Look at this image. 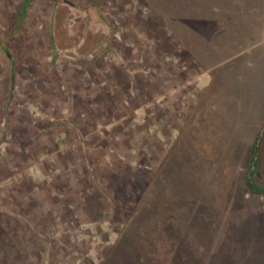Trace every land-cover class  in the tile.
<instances>
[{"label":"rangeland","instance_id":"374dc122","mask_svg":"<svg viewBox=\"0 0 264 264\" xmlns=\"http://www.w3.org/2000/svg\"><path fill=\"white\" fill-rule=\"evenodd\" d=\"M25 1L0 0V264H264V0Z\"/></svg>","mask_w":264,"mask_h":264},{"label":"trees","instance_id":"16d2710c","mask_svg":"<svg viewBox=\"0 0 264 264\" xmlns=\"http://www.w3.org/2000/svg\"><path fill=\"white\" fill-rule=\"evenodd\" d=\"M29 0H26L25 2H28ZM260 141H261V135H259L254 142L252 153H251V160H250V166L248 167V175L245 179V184L247 189L258 195L264 196V184L258 182L253 175L255 174L257 167H258V159H259V153H260ZM139 261V260H138Z\"/></svg>","mask_w":264,"mask_h":264},{"label":"crops","instance_id":"0c3cea01","mask_svg":"<svg viewBox=\"0 0 264 264\" xmlns=\"http://www.w3.org/2000/svg\"><path fill=\"white\" fill-rule=\"evenodd\" d=\"M252 8H253V6H252ZM223 24V25H222ZM238 24V22L237 23H235V26ZM223 26H225V27H223ZM221 27H222V30L224 29V30H226L227 31V34L228 33H231V34H233L234 33V27H233V22H232V19L231 20H229V21H224V20H222L221 21ZM238 29H239V24L237 25V29L235 30V33L234 34H236V32L238 31ZM215 36H217L216 38H219V34L217 33ZM238 37V36H237ZM260 103H262V102H260ZM259 135H261V133H258L257 135H256V137H255V139L259 136ZM255 142V141H254ZM264 142H263V140H262V135H261V141H260V153H259V159H258V162H259V164H258V168H260V166L262 167L263 165H264V154H263V157H262V159H261V153H262V151H263V147H264V144H263ZM253 145H254V143H253ZM252 149H253V146H252ZM252 149H251V153H252ZM251 153H250V160H251ZM249 166H250V161H249ZM248 166V167H249Z\"/></svg>","mask_w":264,"mask_h":264}]
</instances>
